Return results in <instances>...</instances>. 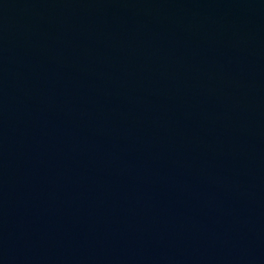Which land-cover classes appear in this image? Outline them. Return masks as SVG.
<instances>
[{"label":"water","instance_id":"water-1","mask_svg":"<svg viewBox=\"0 0 264 264\" xmlns=\"http://www.w3.org/2000/svg\"><path fill=\"white\" fill-rule=\"evenodd\" d=\"M0 264H264V0H0Z\"/></svg>","mask_w":264,"mask_h":264}]
</instances>
